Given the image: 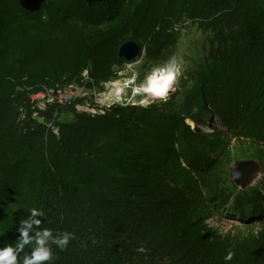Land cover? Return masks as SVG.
<instances>
[{"label":"trees","instance_id":"1","mask_svg":"<svg viewBox=\"0 0 264 264\" xmlns=\"http://www.w3.org/2000/svg\"><path fill=\"white\" fill-rule=\"evenodd\" d=\"M110 1L48 0L31 12L0 0V246L18 237L23 207L38 206L46 226L77 236L56 249L53 264H264V239L247 251L182 239L185 208L169 179L175 168L166 178L132 174L137 152L153 146L159 109L113 103L91 112L78 108L86 98L58 94L101 89L127 62L119 50L130 39L162 53L179 11L221 23L263 51L264 0ZM64 113L73 117L60 119ZM254 209L246 214L264 220Z\"/></svg>","mask_w":264,"mask_h":264},{"label":"rangeland","instance_id":"2","mask_svg":"<svg viewBox=\"0 0 264 264\" xmlns=\"http://www.w3.org/2000/svg\"><path fill=\"white\" fill-rule=\"evenodd\" d=\"M105 2L110 7L113 1ZM167 42L162 53L143 49L135 61L117 67L101 89L75 85L74 92L58 94L79 93L86 99L78 108L91 112L113 103L140 104L133 81L139 84L165 62L178 66L167 98L146 101L159 109L162 121L151 131L153 146L147 143L135 155L132 174L166 178L175 168V178L169 179L185 208L177 220L185 224L182 239L250 250L264 239V220L246 214L255 208L262 215L257 218L264 217V50L221 23L203 24L187 10L177 12ZM72 117L64 113L60 119Z\"/></svg>","mask_w":264,"mask_h":264},{"label":"clouds","instance_id":"3","mask_svg":"<svg viewBox=\"0 0 264 264\" xmlns=\"http://www.w3.org/2000/svg\"><path fill=\"white\" fill-rule=\"evenodd\" d=\"M179 71V67L169 61L153 67L139 84L133 81L134 91L141 97L139 103L147 107L146 101L166 99L169 90H174ZM23 208L28 215L22 217L18 223L16 230L19 235L15 242L0 246V264H53L58 258L56 249L67 250L70 243L77 239L76 233L70 230L58 231L46 226L51 221L43 207ZM234 256V251H228L224 260L231 261Z\"/></svg>","mask_w":264,"mask_h":264},{"label":"water","instance_id":"4","mask_svg":"<svg viewBox=\"0 0 264 264\" xmlns=\"http://www.w3.org/2000/svg\"><path fill=\"white\" fill-rule=\"evenodd\" d=\"M48 0H19L22 7L31 12H37L41 10L43 4ZM88 1H100V0H88ZM105 1V0H104ZM143 48L141 45L130 39L124 42L119 50V56L126 60L127 62L135 61L139 56L142 55Z\"/></svg>","mask_w":264,"mask_h":264},{"label":"built area","instance_id":"5","mask_svg":"<svg viewBox=\"0 0 264 264\" xmlns=\"http://www.w3.org/2000/svg\"><path fill=\"white\" fill-rule=\"evenodd\" d=\"M76 89H77V88H75V89H73V90L75 91ZM73 90H71V91H73ZM74 91H73V92H74ZM73 92H72V94L69 95L70 97L82 96V95H80L79 93L73 94ZM59 93H61V92H59ZM116 94H119V95H120L121 92L118 91V92H116ZM64 96H65V97H63V96H59L60 101H64V100L68 99V97H67L66 95H64ZM70 97H69V98H70ZM133 104H135V103H133ZM38 105H39L40 108L44 109V108H45V101H44L43 99H41V100L38 102Z\"/></svg>","mask_w":264,"mask_h":264}]
</instances>
